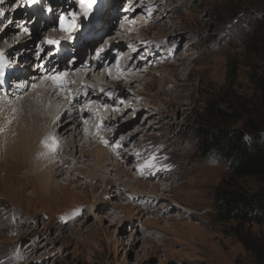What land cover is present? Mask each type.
I'll list each match as a JSON object with an SVG mask.
<instances>
[{"label": "rangeland", "instance_id": "rangeland-1", "mask_svg": "<svg viewBox=\"0 0 264 264\" xmlns=\"http://www.w3.org/2000/svg\"><path fill=\"white\" fill-rule=\"evenodd\" d=\"M134 1L119 0L118 5L117 0H99L85 18L86 24L97 12L104 21L126 4L135 6L132 15L138 12L135 16L144 22L134 36L141 49L134 63L140 61V69L146 73L148 68L149 74L136 85V92H130L139 106L122 112L119 124L111 123L105 130V139L116 132L107 141L120 144V154L98 163L77 153L79 161L68 167L79 171L55 178L52 195L42 191L35 177L28 180V168L0 160V264H253L243 247L223 236L215 222L214 189L228 169L203 154L196 133L209 125L203 110L210 102L241 116L256 112L242 17L264 9V0ZM9 2L10 18L17 1ZM67 2L80 12L77 1ZM5 18L0 16V32ZM122 23L110 26L113 38ZM97 24L79 30L76 41L85 46L88 32L98 38L93 46H105L113 32L104 25L109 33L100 40ZM10 64L6 66L15 70L28 68ZM127 106L124 101L120 111ZM90 140L96 147L102 143L95 137ZM121 154L128 157L122 159ZM152 157L156 168H145L141 175L138 169ZM154 183L158 189H152ZM243 184L249 189L259 186L256 179ZM76 209L81 214L72 217Z\"/></svg>", "mask_w": 264, "mask_h": 264}, {"label": "bare ground", "instance_id": "bare-ground-1", "mask_svg": "<svg viewBox=\"0 0 264 264\" xmlns=\"http://www.w3.org/2000/svg\"><path fill=\"white\" fill-rule=\"evenodd\" d=\"M9 1L11 0H6L5 3L0 4V12L4 13V18L6 17L3 25H6L10 19L8 25L4 26V29L0 32V54H3L4 61H6L9 57L13 58L15 52H23L25 49L31 54L36 53L38 58L35 73L29 72V67L19 71H15L11 66H6L3 69L4 76L9 75V80L5 83L9 86L6 91L9 95L5 96L1 93L2 89H0V128L4 129L3 132H0V160L9 159L17 168H28L30 174L27 176L28 180L35 177L42 191L50 190L48 194L52 195L53 188L50 184L55 178L73 175L79 171L76 167H68L70 162L77 164L79 161L75 158L77 153L82 158L85 156L91 157L98 163H105L109 155L113 159L114 155L120 154L119 149L113 150L112 145L115 144V141H113L114 143L111 142L112 145L109 144L116 132L111 138L105 139V130L110 128L109 124L111 123L119 124L120 119L123 118L122 112H131L130 110L134 106H139V102L133 99L130 92L132 89L136 92V85L141 84L140 82L144 76L146 77L149 74L148 68L146 73L140 69L142 64L140 61L134 63L136 54L141 50L137 48L139 39L138 37L137 39L134 38V36L138 33L137 27L144 22L135 16L139 14L138 12L132 15L137 11L136 7L127 5L126 8L129 7V11H118V14L124 17L122 20L123 29L115 28L118 31V36L113 38L112 36L115 34L110 26L118 23H114L118 14L114 13L113 17L109 19L105 16L103 21V19L98 18L96 12L95 15L92 14L93 17L86 20L85 24V17L80 15L76 6L69 4L67 0H60L63 5L67 6L68 13H77V28L72 33L73 38H77L79 30L81 33L84 30L83 28H87L88 25L94 27L93 24L96 25L97 23V26L100 24L102 30L99 33L100 40H102V35L108 32L106 28H103L106 24H108L109 32L111 31L113 34L110 35L111 39L105 37L106 40L108 39L105 46H100L102 43L93 46L94 41L98 38L87 32V38L84 40L86 42L85 46L79 44L76 49H73L67 55H63L62 48L65 45L61 44L62 46L59 49L56 48L58 50L57 55H51L54 46L46 45L44 38L57 39L61 43L67 41V39L66 37L62 39L63 32L59 31V25L55 23V19H53V22L46 20L45 25L39 27L41 22L39 18L48 6L58 4L57 1H53L49 5L46 4L45 8H43V4L31 6L29 13V11L20 8L19 0H16L17 4L14 10L16 12L11 18L7 17L8 10L6 11ZM116 4L119 5V0ZM19 8L21 11L17 12ZM34 17L37 19L32 23ZM97 18L100 21H97ZM71 19H69V23ZM17 22L24 23V28L26 26L30 29L28 35L26 32H19L15 28ZM126 27L128 28L125 29ZM16 34H19L21 42L15 47L11 40ZM105 39L104 41H106ZM37 40L43 41L40 43ZM30 44L32 45L31 50L28 49ZM66 45H70V42ZM99 48L105 49L100 58L97 59L96 55L91 57L93 52L96 54ZM127 50L130 52L129 56L126 53ZM57 56L62 60L56 68H51L50 64L55 61ZM44 58L46 61H44ZM72 58H76V60H73L75 62L70 64ZM10 62H12V59H9V62L6 61L5 65L10 64ZM26 65L28 64H24L23 67ZM59 73H66L62 87H57L51 80L43 79L47 75ZM16 83H23L25 87H15ZM33 84L36 85L35 88L32 87ZM129 97L130 101L128 100ZM124 101H128V106L120 111ZM145 109L146 107L142 106L141 110L143 112ZM64 116L69 118L65 123L63 122ZM85 120L87 123H85ZM8 121H11V123H8ZM120 123H124L123 120ZM98 125L100 126L99 131L97 129ZM86 133H88V138L84 141ZM48 137H55L57 141L54 152H49L43 147L42 142ZM92 137L101 141L109 139L110 141H107V145L102 142L100 146L96 147V143H90ZM81 141L85 142L84 145H82L83 143L79 145ZM89 148L94 149L86 150ZM108 148L112 149L113 155L110 154ZM71 151L74 152V155ZM121 155L123 156L122 159L128 157L126 154ZM55 156H59L60 159L56 160ZM158 188V184H152V189Z\"/></svg>", "mask_w": 264, "mask_h": 264}, {"label": "trees", "instance_id": "trees-1", "mask_svg": "<svg viewBox=\"0 0 264 264\" xmlns=\"http://www.w3.org/2000/svg\"><path fill=\"white\" fill-rule=\"evenodd\" d=\"M255 13L242 17V23L247 28L243 46L252 61L248 82L256 112L241 116L210 102L203 110L209 125L199 129L196 137L203 154L228 169L214 189L215 222L223 236L243 247L253 264H264V9ZM247 179H256L259 186L247 188L243 184Z\"/></svg>", "mask_w": 264, "mask_h": 264}, {"label": "snow or ice", "instance_id": "snow-or-ice-1", "mask_svg": "<svg viewBox=\"0 0 264 264\" xmlns=\"http://www.w3.org/2000/svg\"><path fill=\"white\" fill-rule=\"evenodd\" d=\"M78 5H79V9H80V15H82L83 17L87 18L89 17V15L91 13H93L94 8L98 5L99 0H77ZM5 3V0H0V4ZM20 5L23 6H34L37 4H43L44 0H19ZM46 11L51 13L53 11V7L52 6H48L46 8ZM151 14V13H149ZM4 13L0 12V16H3ZM69 15L71 16V22L68 23L66 22V17L64 16H57L56 19L59 21V31L62 32H70L72 30L75 29L76 27V20H77V13L76 12H71L69 13ZM56 30V29H53ZM24 31L27 32L28 29L25 27ZM44 43L46 45L49 46H54L55 48L59 49L61 46V41L57 40V39H51L48 37L44 38ZM104 48H99L98 51H96V58L99 59L101 53L104 52ZM119 63V62H117ZM6 67L5 65V61L3 58V54H0V86H2L3 84L6 83V80L4 79V71L3 69ZM119 71V68H118ZM111 74V73H109ZM66 75V73H59V74H53V75H47L45 77H43V79H47V80H51L53 82L54 85H56L57 87H62L63 83H64V76ZM17 87L19 88H24L25 84L20 83L17 85ZM33 88L36 87L35 84L32 85ZM101 91H103V89H101ZM111 95V94H109ZM105 107H107V105H105ZM115 110V109H114ZM8 123H11V121H8ZM85 123H87V121L85 120ZM100 126H97V129L99 131ZM4 129L0 128V132H3ZM107 145V141H102ZM43 147L45 149H47L49 152H54L56 150V146H57V141L55 139V137H48L47 139H45L43 142ZM121 147L120 144H114L113 145V150L115 151L116 149H119ZM156 157H152L151 160L147 161L145 164L141 165L140 168L138 169V171L140 172L141 175L144 174V169L148 168V169H154L156 168V164L153 163V160H155ZM81 214V210L80 209H76L71 216L75 217V216H79ZM71 218V217H69Z\"/></svg>", "mask_w": 264, "mask_h": 264}]
</instances>
